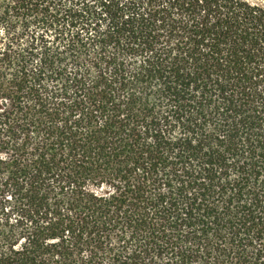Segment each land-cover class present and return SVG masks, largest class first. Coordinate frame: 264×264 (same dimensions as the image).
<instances>
[{
  "label": "trees",
  "instance_id": "16d2710c",
  "mask_svg": "<svg viewBox=\"0 0 264 264\" xmlns=\"http://www.w3.org/2000/svg\"><path fill=\"white\" fill-rule=\"evenodd\" d=\"M0 264H264V4L0 0Z\"/></svg>",
  "mask_w": 264,
  "mask_h": 264
},
{
  "label": "rangeland",
  "instance_id": "374dc122",
  "mask_svg": "<svg viewBox=\"0 0 264 264\" xmlns=\"http://www.w3.org/2000/svg\"><path fill=\"white\" fill-rule=\"evenodd\" d=\"M251 1L259 2V3H263L264 4V0H251Z\"/></svg>",
  "mask_w": 264,
  "mask_h": 264
}]
</instances>
